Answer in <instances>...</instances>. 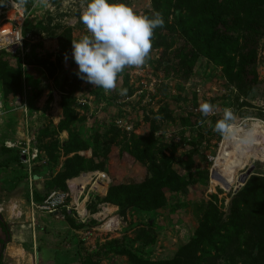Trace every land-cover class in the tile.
Segmentation results:
<instances>
[{
    "label": "rangeland",
    "instance_id": "1",
    "mask_svg": "<svg viewBox=\"0 0 264 264\" xmlns=\"http://www.w3.org/2000/svg\"><path fill=\"white\" fill-rule=\"evenodd\" d=\"M211 1L231 24L209 58L202 39L209 0H113L149 17L159 13L164 25L155 29L145 63L126 67L109 91L75 74L72 41L86 34L84 0L27 1L33 11L22 49L0 52V239L4 228L9 243L0 247L3 264L169 263L201 238L203 225L207 233L217 222L229 247L222 238L217 250L201 243L211 258L196 262L197 254L188 264H264V145L251 147L239 170L228 169L215 163L229 139L213 131L231 108L241 135L264 132V0ZM66 92L76 106L64 114ZM205 102L215 106L207 117L199 111ZM216 168L229 175V187ZM167 169V185L155 187ZM247 186L256 199L244 219L237 215L236 234L227 221ZM59 192L70 194L67 205H82L84 216L73 208L39 210Z\"/></svg>",
    "mask_w": 264,
    "mask_h": 264
},
{
    "label": "clouds",
    "instance_id": "2",
    "mask_svg": "<svg viewBox=\"0 0 264 264\" xmlns=\"http://www.w3.org/2000/svg\"><path fill=\"white\" fill-rule=\"evenodd\" d=\"M79 21L86 34L72 41L71 58L78 66L77 77L105 91L116 87L126 67L141 66L152 48L154 31L163 27L159 13L149 17L124 2L84 0ZM67 55L65 60H67ZM215 106L202 103L199 111L207 117ZM213 131L221 137L242 140L241 125L231 108H225Z\"/></svg>",
    "mask_w": 264,
    "mask_h": 264
},
{
    "label": "trees",
    "instance_id": "3",
    "mask_svg": "<svg viewBox=\"0 0 264 264\" xmlns=\"http://www.w3.org/2000/svg\"><path fill=\"white\" fill-rule=\"evenodd\" d=\"M209 8H210V21H209L210 23H207L208 30L206 31V33H204L202 39H203V42L206 43L205 45L207 46V49L208 50L210 49L207 56L209 58H212L213 52L211 49L212 47H214L213 45H216L217 42L223 45L224 42L227 41V33H228V28L230 27L231 21L229 22L228 19H225L224 17L216 13L211 0H209ZM29 26H30V23L27 22L24 26V35ZM75 104H76V101H75L73 93L66 92L65 97H64V102H63V106H64L63 113L64 114L66 112L70 113L71 110L74 109V107L76 106ZM6 152L9 154L10 157H13L17 160L20 159V155L17 151L8 149ZM170 170L167 169L166 176L155 182V187L167 185L166 182L168 179V175L171 172ZM141 190H144L153 196L154 191L151 190L149 187L145 186L141 188ZM110 192L111 191H109L108 193ZM249 192L251 194L253 193L251 190V187L247 186L246 189L242 192L243 194H245L244 199L241 200V202L236 203L232 218L231 220L227 221V225L234 228L236 234L242 233V230L240 227L241 221L239 217H243L244 219L245 214L251 209V206L256 199V198H253L252 196H248V194L246 195V193H249ZM205 227L206 225H203L201 229L203 233L202 235L203 237L201 236V238H198L199 240L198 239L194 240L191 246L181 249L179 253L176 255L174 260H172L169 263H158V264H184V260H185V264H188V262H190L189 257H193L197 254H200V257L196 259V262L202 261L203 259L211 258L212 253L208 249L202 248L200 244L201 243L204 244L203 247H206V246L209 247L211 251L217 250V246H219L217 244V238H222L224 240L220 242V245L225 244V247H229V243L231 242V239L228 237V234H226L228 233V231L225 228L221 227L220 223L218 222L215 223L214 226H212L213 228L210 229L209 232L207 233H204ZM222 232L225 234H222ZM198 247L200 251H197ZM255 257L256 256L253 257L254 260L256 259Z\"/></svg>",
    "mask_w": 264,
    "mask_h": 264
},
{
    "label": "built area",
    "instance_id": "4",
    "mask_svg": "<svg viewBox=\"0 0 264 264\" xmlns=\"http://www.w3.org/2000/svg\"><path fill=\"white\" fill-rule=\"evenodd\" d=\"M28 0H5L0 4V52L5 51L10 54H14L22 49L25 42L24 26L29 22L32 11H29L26 7ZM264 57V53H262ZM77 103L83 107H90L91 104L87 101L77 99ZM3 110V101L0 94V115ZM37 158V155L33 153V160ZM104 180V179H103ZM72 195V194H71ZM74 195V194H73ZM69 193H53L49 200L44 205L39 207V210L57 213L59 208L71 210L72 208L78 215L84 216V207L79 204L72 206L67 205ZM35 207V204H32ZM80 210L82 213H80Z\"/></svg>",
    "mask_w": 264,
    "mask_h": 264
},
{
    "label": "bare ground",
    "instance_id": "5",
    "mask_svg": "<svg viewBox=\"0 0 264 264\" xmlns=\"http://www.w3.org/2000/svg\"><path fill=\"white\" fill-rule=\"evenodd\" d=\"M253 133H257V135H255V137H253L250 134H242L243 139L242 140H236L235 138H228V143L225 145V147H223V151L220 154V156L217 158V161L215 164H224L228 167V169L231 168H235L238 169L241 168L243 166V160L245 158H249L250 157V153L251 149L254 147H262V145H264V138L262 136H264V132H259L257 131V129H253L252 130ZM246 133H251V132H246ZM234 143V145H233ZM238 143V146H235V144ZM229 144L233 145L230 146ZM249 144H252L249 148ZM228 145V146H227ZM223 146V145H222ZM252 147V148H251ZM264 152V151H263ZM249 160V159H248ZM216 173H218V177L221 178V180L223 181V186L225 188L229 187L231 185V179L229 180V175L217 172V168L215 170ZM232 175V174H231ZM99 178V180H107L105 175H98L97 176ZM243 179V177L241 178V180ZM93 181V178L88 181V182H84L82 183V188L84 189L86 186H88L91 182ZM113 222L117 224L116 220H112L110 221V226L113 225ZM24 252H20V255L23 257ZM25 257V256H24ZM32 263V262H31Z\"/></svg>",
    "mask_w": 264,
    "mask_h": 264
},
{
    "label": "crops",
    "instance_id": "6",
    "mask_svg": "<svg viewBox=\"0 0 264 264\" xmlns=\"http://www.w3.org/2000/svg\"><path fill=\"white\" fill-rule=\"evenodd\" d=\"M3 224V223H2ZM4 227H5V225H4ZM1 231H2V234H3V236H4V238L3 239H0V247H3V248H5L9 243H8V240H7V237H8V231L7 230H4V228L3 229H1ZM13 248H10L9 247V249H8V252L9 253H11V250H12ZM24 252V251H23ZM24 254L26 255V253L24 252ZM16 257H18L17 255H16ZM26 257L28 258V256L26 255ZM19 259H21L20 257H18ZM24 262V261H23ZM0 264H3V254L1 253V255H0Z\"/></svg>",
    "mask_w": 264,
    "mask_h": 264
},
{
    "label": "water",
    "instance_id": "7",
    "mask_svg": "<svg viewBox=\"0 0 264 264\" xmlns=\"http://www.w3.org/2000/svg\"><path fill=\"white\" fill-rule=\"evenodd\" d=\"M25 160V158L23 159ZM254 171V168L252 167L248 172L247 174L243 177L242 181H246L247 177H250L252 175V172Z\"/></svg>",
    "mask_w": 264,
    "mask_h": 264
}]
</instances>
